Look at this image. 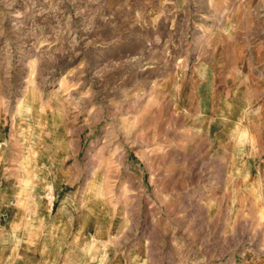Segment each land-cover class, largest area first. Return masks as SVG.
<instances>
[{"label":"rangeland","instance_id":"374dc122","mask_svg":"<svg viewBox=\"0 0 264 264\" xmlns=\"http://www.w3.org/2000/svg\"><path fill=\"white\" fill-rule=\"evenodd\" d=\"M0 264H264V0H0Z\"/></svg>","mask_w":264,"mask_h":264},{"label":"bare ground","instance_id":"6f19581e","mask_svg":"<svg viewBox=\"0 0 264 264\" xmlns=\"http://www.w3.org/2000/svg\"><path fill=\"white\" fill-rule=\"evenodd\" d=\"M23 1V0H22ZM30 1V0H29ZM62 1V0H61ZM14 2V1H13ZM35 2V1H34ZM3 3V2H2ZM9 3V2H8ZM60 3V2H59ZM64 3V2H63ZM22 5V4H21ZM76 5V4H75ZM78 6V5H77ZM22 7V6H21ZM16 11H17V9H15ZM13 11V10H12ZM29 11V10H28ZM27 11V12H28ZM44 11V10H43ZM24 12V11H23ZM16 13V12H15ZM20 13V12H19ZM22 14V13H21ZM26 14V13H25ZM36 14H39V12L38 13H36ZM58 14V13H57ZM56 13H55V16L57 15ZM65 14V13H64ZM24 15V14H23ZM39 15H41V14H39ZM20 16V15H19ZM22 16V15H21ZM31 16V15H30ZM35 17V16H34ZM63 17V16H62ZM86 19V18H85ZM42 20V19H41ZM23 22V21H22ZM51 23V22H50ZM70 23V22H69ZM26 24V23H25ZM29 25V24H28ZM67 25V24H66ZM69 25V24H68ZM16 26V25H15ZM20 26V25H19ZM69 27H70V25H69ZM34 28V27H33ZM66 28V27H65ZM70 30V29H69ZM68 31V30H67ZM69 33V32H68ZM43 34V33H42ZM49 35V34H48ZM47 35V36H48ZM65 36V35H64ZM45 38H46V36H45ZM38 39V38H37ZM47 39V38H46ZM29 40V39H28ZM74 40V39H73ZM27 41V40H26ZM86 43V42H85ZM44 44V43H43ZM54 44V43H53ZM73 44V43H72ZM30 46V45H29ZM77 47V46H76ZM30 50V49H29ZM53 56V55H52ZM51 69V68H50ZM205 170V169H204ZM222 172V171H221ZM221 176V175H220ZM213 179V178H212ZM219 179V178H218Z\"/></svg>","mask_w":264,"mask_h":264}]
</instances>
